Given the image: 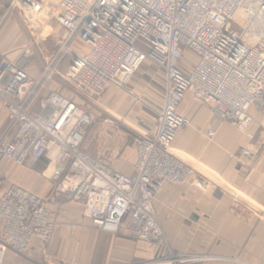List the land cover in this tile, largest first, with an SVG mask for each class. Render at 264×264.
Returning a JSON list of instances; mask_svg holds the SVG:
<instances>
[{
	"label": "built area",
	"instance_id": "1",
	"mask_svg": "<svg viewBox=\"0 0 264 264\" xmlns=\"http://www.w3.org/2000/svg\"><path fill=\"white\" fill-rule=\"evenodd\" d=\"M14 15L29 45L15 60L0 59V100L6 112L0 162L23 166L46 157L51 188L41 195L9 183L0 167V264H7L6 249L24 255L33 240L50 242L51 205L59 196L79 203L99 230L127 228L148 242L162 238L157 194L168 183L193 179V168L172 151L177 132L191 122L178 112L187 92L241 132L253 123L254 111L264 115V35L251 43L254 29L264 24V0H9L0 20ZM60 30L54 50L44 51ZM76 41L86 51L76 48ZM35 50L41 53L39 63ZM186 51L197 57L195 63L186 64ZM66 55L70 61L60 76L88 97L102 95L112 84L126 89L147 60L162 71V106L154 132L133 137L137 160L132 174L117 171L102 154L82 150L98 115L72 94H42ZM34 67L37 76L30 73ZM251 153L243 147L231 156L245 166ZM162 263L155 257L141 264Z\"/></svg>",
	"mask_w": 264,
	"mask_h": 264
},
{
	"label": "crops",
	"instance_id": "2",
	"mask_svg": "<svg viewBox=\"0 0 264 264\" xmlns=\"http://www.w3.org/2000/svg\"><path fill=\"white\" fill-rule=\"evenodd\" d=\"M61 35L62 30L53 42L57 44ZM26 40L18 17L0 20V59H17ZM75 46L80 50L85 45L76 41ZM185 58L186 64L197 61L190 51ZM152 71L146 69L130 79L126 89L109 85L89 104L88 99L75 96L102 115L90 126L82 150L93 156L102 154L124 174L133 173L137 160L134 135L154 132L155 109L162 106L163 73L158 88L150 83ZM30 73L37 76L39 68H30ZM62 78L57 75L49 81L42 94L48 90L69 94ZM127 90L143 92L144 104L136 103ZM178 112L191 122L177 132L172 151L193 168V179L184 184L168 183L157 194L155 210L162 238L148 242L135 238L127 228L117 233L99 230L85 217L79 203L59 196L51 205L55 226L50 242L33 240L24 255L6 249L5 263L141 264L161 257L162 264H264V115L254 111L253 123L241 132L214 115L211 105L198 104L190 92L184 95ZM5 123L0 100V131ZM243 147L252 149L245 166L231 156ZM47 162L44 156L23 166L2 160L0 167L7 171L9 183L44 195L51 188L45 175Z\"/></svg>",
	"mask_w": 264,
	"mask_h": 264
},
{
	"label": "rangeland",
	"instance_id": "3",
	"mask_svg": "<svg viewBox=\"0 0 264 264\" xmlns=\"http://www.w3.org/2000/svg\"><path fill=\"white\" fill-rule=\"evenodd\" d=\"M8 4H9V0H0V18H1V16H2V14H3V11L6 9V7L8 6ZM15 17H17L16 15H14V18ZM4 20H6V19H4ZM3 20V21H4ZM237 24H236V23ZM235 22H233V27L231 28L234 32H238L239 31V28H238V23L240 22V18L238 17L236 20H235ZM21 23V22H20ZM264 32V24L263 23H261V24H259L255 29H254V31H253V33H252V39H251V43H254L255 42V40L257 41L260 37H262L264 34H262ZM28 42H27V40H26V48L28 47ZM55 46H56V42H53L52 41V43L49 45H45V50L44 51H46V52H51V51H53L54 50V48H55ZM20 50H22L21 52L23 53V51L25 50V47H21L20 48ZM19 50V51H20ZM81 51L83 52V51H86V48H82L81 49ZM21 53V54H22ZM34 53H35V57L37 58V62L39 63V60H40V57H41V53H40V51H34ZM69 61H70V56H68V55H66L65 56V58H64V60L60 63V65L58 66V75H60V74H64V72H65V70H66V67H67V65H68V63H69ZM147 62H150V61H146V62H144L142 65H141V67H140V69L138 70V72L135 74V76H138V74H140L142 71H145L146 69H151V70H153L152 71V74H151V76L149 77V80H150V83L152 84V85H154V86H156V87H160V85H161V79H160V73H161V70L156 66V65H154V64H146ZM141 75V74H140ZM146 78H148V76H145ZM63 79V78H62ZM65 82H67L66 80H65ZM142 83V82H141ZM142 85H145L144 83H142ZM65 86H66V89L68 90V93L69 94H72L73 96H78L79 97V99L80 100H83V99H88L87 100V104H89V102L91 101L92 102V100L93 99H95V98H97V96H95V97H88V96H84L83 94H79V93H77L76 92V90L73 88V86H71L68 82H67V84L65 83ZM146 86V85H145ZM125 87H126V85H125ZM136 93H138L139 94V96H141L140 98H139V102L135 99V101H136V103H138V104H141V105H143L144 104V102H143V100H142V96H143V92H134V97L135 98H138V94L137 95H135ZM144 97V96H143ZM140 99H141V102H140ZM144 99V98H143ZM86 103H84L83 104V106H85V107H88V105H87ZM89 109V108H88ZM159 108H158V106H157V109H155V113H156V110H158ZM90 110L94 113V114H96V115H98L99 116V120H100V116H102L100 113H98L97 111H93L91 108H90ZM156 115V114H155ZM99 122V121H98ZM96 124V123H95ZM90 128V127H89ZM89 130V129H88ZM87 133H88V131H87Z\"/></svg>",
	"mask_w": 264,
	"mask_h": 264
}]
</instances>
